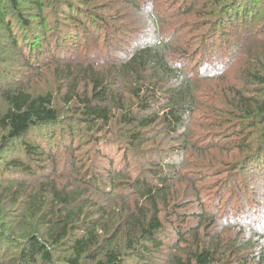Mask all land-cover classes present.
I'll return each mask as SVG.
<instances>
[{
  "label": "trees",
  "instance_id": "16d2710c",
  "mask_svg": "<svg viewBox=\"0 0 264 264\" xmlns=\"http://www.w3.org/2000/svg\"><path fill=\"white\" fill-rule=\"evenodd\" d=\"M0 264H264V0H0Z\"/></svg>",
  "mask_w": 264,
  "mask_h": 264
},
{
  "label": "rangeland",
  "instance_id": "374dc122",
  "mask_svg": "<svg viewBox=\"0 0 264 264\" xmlns=\"http://www.w3.org/2000/svg\"><path fill=\"white\" fill-rule=\"evenodd\" d=\"M97 149L99 151H101V152H104L105 155H106V157L109 158V159H111L110 161H112L114 163V168L123 169V162H122V155L123 154L121 152H118L115 149H112V151H110L108 148H105L103 146V144L100 145V146H97ZM91 151L92 150H90V152ZM90 152L87 155H85V153H84L83 154V157H86V158L87 157L94 158L96 156V155H94V154H92ZM129 162H131L130 172H135V169H136V167H137V165H138L139 162L136 159H131V158L129 159ZM106 164L108 165V163H106ZM194 168L196 169V167H194ZM191 169H193V168H188L186 170V173H185V178L187 177V179H186L187 182H183V181H182L183 183L182 182H179V184H181L183 187H184V184L190 185V179L192 178L190 176L191 175V172L190 171H192ZM226 176H228V174L226 172H223V174L220 177H218V178L220 179V178H223V177H226ZM195 178H196V174H195ZM216 179L217 178H212L210 180L205 181L207 183L206 184V189H205L206 191H210V190H212V188L214 189V187H215L216 184L213 183V181H216ZM247 182L249 183L248 185H251L252 184V179L251 180H248ZM213 192H211V193H213ZM191 193L194 195V191H192ZM206 193L207 192H205L204 194H202V198L200 200V203L202 204V206H209V207L213 208L214 202H215V196H214V194L212 196V195H209V194H206ZM183 213L184 212H179V214H183ZM185 222L188 223V224L194 225L192 223H194L195 220H192V218H186V221ZM205 224H207V223H205ZM170 241H171V244L174 243V240H170Z\"/></svg>",
  "mask_w": 264,
  "mask_h": 264
}]
</instances>
